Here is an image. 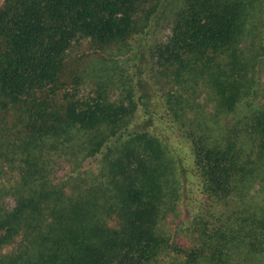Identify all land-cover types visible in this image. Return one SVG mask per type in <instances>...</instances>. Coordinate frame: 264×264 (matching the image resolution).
<instances>
[{"label": "trees", "instance_id": "obj_1", "mask_svg": "<svg viewBox=\"0 0 264 264\" xmlns=\"http://www.w3.org/2000/svg\"><path fill=\"white\" fill-rule=\"evenodd\" d=\"M0 264H264V0H0Z\"/></svg>", "mask_w": 264, "mask_h": 264}, {"label": "rangeland", "instance_id": "obj_2", "mask_svg": "<svg viewBox=\"0 0 264 264\" xmlns=\"http://www.w3.org/2000/svg\"><path fill=\"white\" fill-rule=\"evenodd\" d=\"M188 192V191H187ZM186 198H187V205L189 207V209H193L195 207V200L196 199H199V196L197 193H193L192 194V186H190V191L188 192V194H186ZM183 212V211H182ZM181 212V213H182ZM178 222L179 221H185L186 218H185V213L183 212L181 217L178 218ZM185 223V222H184ZM187 224V223H186Z\"/></svg>", "mask_w": 264, "mask_h": 264}]
</instances>
